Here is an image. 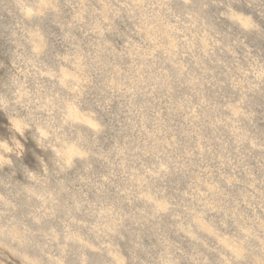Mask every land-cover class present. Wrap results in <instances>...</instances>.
I'll return each mask as SVG.
<instances>
[{
    "label": "rangeland",
    "instance_id": "374dc122",
    "mask_svg": "<svg viewBox=\"0 0 264 264\" xmlns=\"http://www.w3.org/2000/svg\"><path fill=\"white\" fill-rule=\"evenodd\" d=\"M0 264H264V0H0Z\"/></svg>",
    "mask_w": 264,
    "mask_h": 264
}]
</instances>
